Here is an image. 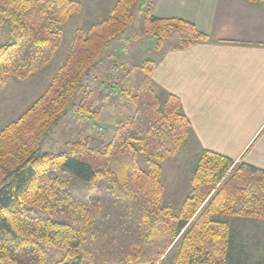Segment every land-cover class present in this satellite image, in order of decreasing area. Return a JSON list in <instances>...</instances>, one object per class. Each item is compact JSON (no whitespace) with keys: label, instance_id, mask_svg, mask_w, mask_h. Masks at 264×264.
Here are the masks:
<instances>
[{"label":"trees","instance_id":"obj_1","mask_svg":"<svg viewBox=\"0 0 264 264\" xmlns=\"http://www.w3.org/2000/svg\"><path fill=\"white\" fill-rule=\"evenodd\" d=\"M154 1L116 0L105 17L75 30L47 87L0 130V264L244 263L234 230L264 220V171L196 149L190 193L177 210L164 203L162 164L196 147L179 100L154 90V60L136 67L143 77L130 91L117 81L126 71L100 81L101 97L113 94L134 108L108 142L90 147L80 135L62 153L39 155L83 84L98 82L102 56L125 39L136 5L156 50L171 39L179 49L207 41L186 21L154 17ZM80 10L74 0H0V30L10 36L0 46V84L48 65L61 47L62 26ZM78 98L74 120L97 119L100 108ZM229 219L240 223L234 228Z\"/></svg>","mask_w":264,"mask_h":264},{"label":"crops","instance_id":"obj_2","mask_svg":"<svg viewBox=\"0 0 264 264\" xmlns=\"http://www.w3.org/2000/svg\"><path fill=\"white\" fill-rule=\"evenodd\" d=\"M151 12L207 37L185 49L165 43L151 73L154 90L179 100L197 150L264 171V0H155Z\"/></svg>","mask_w":264,"mask_h":264},{"label":"rangeland","instance_id":"obj_3","mask_svg":"<svg viewBox=\"0 0 264 264\" xmlns=\"http://www.w3.org/2000/svg\"><path fill=\"white\" fill-rule=\"evenodd\" d=\"M74 1L81 4V10L78 14L72 15L62 26V44L52 61L25 80L6 77L3 83L0 84V130L6 123L16 119L26 110L47 87L55 71L66 59L73 32L105 17L116 2V0ZM143 19L144 14L136 5L132 12V23L126 31L125 39L111 42L102 56V64L98 65L94 73L98 77V82L89 79L83 84V90L76 96L73 105L62 115L53 127L52 132L44 140L39 155L62 153L66 150V144L79 140L80 135L87 138L90 147H101L113 136L116 123L125 122L132 117L134 113L132 105L123 98L113 97V94H108L106 98L100 99L102 94H98L100 92L98 87L100 81L107 79L108 75L111 74L115 77L126 71L128 83L125 85V78L121 77L119 89L130 91L140 83L143 77L141 71L136 67L146 59L154 61L157 59L156 40L153 37L143 35ZM174 40L171 39L167 44H174L172 43ZM9 41L8 32L0 30V46ZM110 62L113 64H109V68L103 66L104 64L108 65ZM77 97L85 98L91 106L100 108L97 119L90 122H76L74 120L75 106L79 100ZM114 105L117 106L113 107ZM97 128H100L101 131L97 132ZM196 151V148L189 145L185 151L183 150L174 159H169L162 164L161 181L164 185V203H169L174 210L180 207L184 198L191 191L188 173L195 165ZM141 159L143 160V156H140ZM142 160L140 164L145 169V163ZM2 184L4 183L0 182V187ZM229 223L236 228L240 222L229 219ZM256 223H259V221L245 223L243 228L238 226V230H234L237 237L236 245L243 247L242 252L246 254L243 264H264L261 261L264 260L262 239L264 234L262 229L264 227L263 224L260 223L262 225L260 227ZM259 235L262 238L257 239ZM162 264H167V262L163 261Z\"/></svg>","mask_w":264,"mask_h":264}]
</instances>
